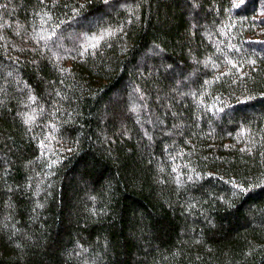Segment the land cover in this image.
<instances>
[{
  "label": "trees",
  "instance_id": "1",
  "mask_svg": "<svg viewBox=\"0 0 264 264\" xmlns=\"http://www.w3.org/2000/svg\"><path fill=\"white\" fill-rule=\"evenodd\" d=\"M0 264H264V0H0Z\"/></svg>",
  "mask_w": 264,
  "mask_h": 264
},
{
  "label": "snow or ice",
  "instance_id": "2",
  "mask_svg": "<svg viewBox=\"0 0 264 264\" xmlns=\"http://www.w3.org/2000/svg\"><path fill=\"white\" fill-rule=\"evenodd\" d=\"M93 47L95 46V45H92Z\"/></svg>",
  "mask_w": 264,
  "mask_h": 264
}]
</instances>
